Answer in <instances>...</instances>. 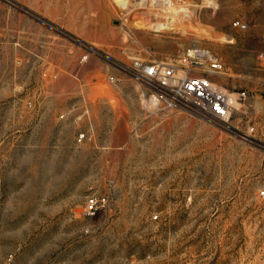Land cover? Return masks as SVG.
<instances>
[{
	"label": "rangeland",
	"instance_id": "obj_1",
	"mask_svg": "<svg viewBox=\"0 0 264 264\" xmlns=\"http://www.w3.org/2000/svg\"><path fill=\"white\" fill-rule=\"evenodd\" d=\"M138 1L0 0V264H264V0ZM192 46L227 123L125 68Z\"/></svg>",
	"mask_w": 264,
	"mask_h": 264
},
{
	"label": "built area",
	"instance_id": "obj_2",
	"mask_svg": "<svg viewBox=\"0 0 264 264\" xmlns=\"http://www.w3.org/2000/svg\"><path fill=\"white\" fill-rule=\"evenodd\" d=\"M142 9L148 6L169 7V0H139ZM236 26H243L240 21ZM88 54L83 56L87 61ZM222 59L208 48L187 47L175 60L144 61L134 58L127 64V71L142 81L150 89L148 103L163 110L185 109L208 118L215 123H227L236 110L235 103L245 97L246 93H234L220 86L205 75L207 71L219 72L223 69ZM115 81V76H110ZM254 128H252V131ZM81 132L78 141L86 139ZM264 196V190L261 191ZM98 199L94 196L86 201V211L96 213Z\"/></svg>",
	"mask_w": 264,
	"mask_h": 264
},
{
	"label": "bare ground",
	"instance_id": "obj_3",
	"mask_svg": "<svg viewBox=\"0 0 264 264\" xmlns=\"http://www.w3.org/2000/svg\"><path fill=\"white\" fill-rule=\"evenodd\" d=\"M208 1V0H207ZM169 2L171 3V6L172 5H174V0H169ZM138 4V3H137ZM135 6V5H134ZM151 13H153V15L152 16H155L156 14L158 15V14H160V12H153V11H151ZM150 13V14H151ZM148 15V14H147ZM150 18V17H149ZM153 19L155 20V22H153L152 23V25H150L149 27H160L161 28V26H163V27H165V28H169V26H167V24L166 23H164L163 21H161V20H157V18L156 17H153ZM171 19H172V23H169L170 25L171 24H173V23H175V20H177V17L176 16H172L171 17ZM152 21V20H151ZM148 24V23H147Z\"/></svg>",
	"mask_w": 264,
	"mask_h": 264
},
{
	"label": "crops",
	"instance_id": "obj_4",
	"mask_svg": "<svg viewBox=\"0 0 264 264\" xmlns=\"http://www.w3.org/2000/svg\"><path fill=\"white\" fill-rule=\"evenodd\" d=\"M106 98H108L111 102H114L118 99V97L116 95H110V96H107Z\"/></svg>",
	"mask_w": 264,
	"mask_h": 264
}]
</instances>
